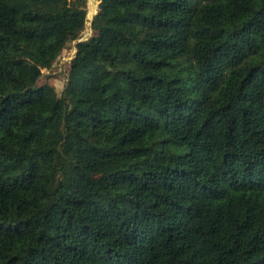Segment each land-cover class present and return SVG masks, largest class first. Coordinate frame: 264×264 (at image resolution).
<instances>
[{"label": "trees", "instance_id": "16d2710c", "mask_svg": "<svg viewBox=\"0 0 264 264\" xmlns=\"http://www.w3.org/2000/svg\"><path fill=\"white\" fill-rule=\"evenodd\" d=\"M86 5L0 0V264H264V0Z\"/></svg>", "mask_w": 264, "mask_h": 264}, {"label": "rangeland", "instance_id": "374dc122", "mask_svg": "<svg viewBox=\"0 0 264 264\" xmlns=\"http://www.w3.org/2000/svg\"><path fill=\"white\" fill-rule=\"evenodd\" d=\"M86 2H87L86 7L88 11V18H87L88 23L86 24L84 31L80 35L79 42L86 41L88 38L92 36V30L89 19H91L92 17L94 19L95 15L98 13L99 10L100 0H86ZM93 5L97 7L95 12L96 14H94V16L91 13V8L93 7ZM76 44L77 42L72 43V45H70L68 49L63 51V53L54 63L52 68L44 72V75L41 79V83L43 84L48 83L54 86L59 95H62L64 89L66 88L67 77H68L67 69L69 65L72 63L73 58L75 57Z\"/></svg>", "mask_w": 264, "mask_h": 264}, {"label": "bare ground", "instance_id": "6f19581e", "mask_svg": "<svg viewBox=\"0 0 264 264\" xmlns=\"http://www.w3.org/2000/svg\"><path fill=\"white\" fill-rule=\"evenodd\" d=\"M96 6L95 5H93V7L91 8V13L94 15V14H96L95 12H96Z\"/></svg>", "mask_w": 264, "mask_h": 264}, {"label": "water", "instance_id": "95a60500", "mask_svg": "<svg viewBox=\"0 0 264 264\" xmlns=\"http://www.w3.org/2000/svg\"><path fill=\"white\" fill-rule=\"evenodd\" d=\"M90 20V25H91V23H92V21H93V17L91 18V19H89ZM74 59V58H73Z\"/></svg>", "mask_w": 264, "mask_h": 264}]
</instances>
